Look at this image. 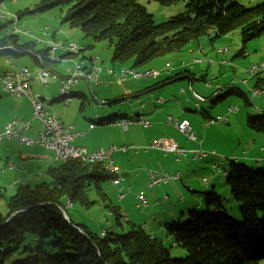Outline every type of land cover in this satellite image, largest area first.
<instances>
[{
	"label": "trees",
	"instance_id": "1",
	"mask_svg": "<svg viewBox=\"0 0 264 264\" xmlns=\"http://www.w3.org/2000/svg\"><path fill=\"white\" fill-rule=\"evenodd\" d=\"M146 1L167 7L177 0ZM138 2L41 0L33 12L65 7L63 22L82 33L88 43L84 48L91 47L90 42H106L112 46V62L131 68L177 52L210 31L217 38L239 27L241 48L236 56H242L246 42L264 35V3L246 8L234 0H184L183 13L155 24ZM4 29L5 24L0 23V32ZM7 46L19 53L38 54L39 62L33 59L34 62L42 68L48 65L49 48L35 51L33 42L19 45L15 35L4 34L0 48ZM184 72L165 78L161 84L188 79ZM260 81L258 78L256 84ZM113 121L109 117L100 124ZM247 126L264 134V113L259 118L248 117ZM47 173L48 181L34 187L18 186L6 200L7 213L0 212V264H264V171L233 162L229 166L224 182L238 203L239 222L231 219L222 198L211 190L201 194L206 213L191 211L183 224L164 225L166 235L173 241L171 247L184 250L185 255L180 257L173 256L170 248L142 228L131 226L123 235L100 236L82 225L64 221L62 210L66 202L69 207L73 202L88 206L92 203L87 194L90 188L110 180L101 164L69 161L58 163ZM111 209L108 212L120 225L118 207ZM27 235L34 237L36 248L20 251ZM46 242L48 251L44 249Z\"/></svg>",
	"mask_w": 264,
	"mask_h": 264
},
{
	"label": "rangeland",
	"instance_id": "2",
	"mask_svg": "<svg viewBox=\"0 0 264 264\" xmlns=\"http://www.w3.org/2000/svg\"><path fill=\"white\" fill-rule=\"evenodd\" d=\"M40 1L41 0H4L3 4L0 5V23L3 25L5 24V29L0 32V37L8 30L16 27L15 29L18 30V35L21 40L25 39L34 42L43 37L42 35L44 34L42 29L44 27H49V29H51L48 33L61 27L65 31L67 29L77 34L73 42L66 41L65 43H73L78 48L85 49L82 45H85L87 42L82 36V33L77 28L71 27L68 23L63 22L64 13L66 11L65 7L54 8L43 13L37 11L33 12L36 7L39 6ZM234 1L246 8H252L258 4L264 3V0ZM138 3L145 7L146 11L152 16L155 24L163 23L183 13L185 4L184 0H177L167 7L161 6L154 1L148 2L146 0H139ZM19 12L22 14H20V17L17 19ZM238 28H235L233 32L225 36L217 38H214V31H210L208 35L199 39L200 44L204 46L201 53L207 54L208 57H216L218 50L227 49L229 53L225 55V57L230 60L232 59V63L230 62V65L226 68H219L218 65L212 67L208 62H203L202 65H196L190 70L189 64L193 56L187 54L186 48L182 51L180 49L177 52L165 54L151 62L156 68H160L159 65L166 62L175 66L179 65L183 60L187 64V68L182 69L181 72L188 70L193 75L195 79L193 88H189V82L185 79L160 86L161 88L154 92V100L159 97L164 104L157 105L154 103L152 104V110H157L160 116H172L171 119L177 121L180 119H177L174 115L178 113L189 116L193 119V123L198 128V133L195 136L198 139L201 138V142H204V144H202V150L208 152L209 150L207 149H211L214 151L215 155L208 154L204 158L197 159H192V156L189 155L190 157L188 159L184 157L180 160H176L173 155H164L162 151L155 149L149 150L152 155L151 157L145 156V149L150 147L151 143L156 139L149 143L148 137L144 138L143 136V128L137 123H134V126L128 128L126 135L130 140L138 144L132 143L135 145L136 150H139L140 154L143 156L136 159V162H133L128 167L125 173V181L127 177L126 183L116 185L110 180H102L99 182L98 188L92 186L87 193L88 199L92 202L90 205L84 206L78 202H73V205L69 207L66 206L65 203L63 211L70 217L72 224L84 225L85 228L94 235H100L101 231H104L106 234L114 233L123 235L130 231L131 226L134 228H142L146 224L145 232H151L156 240L162 241L166 248H170V252L173 256L180 257L185 255L184 250L179 246L175 248L171 247L173 246V241L167 237L165 229L162 227L164 224H171L176 221H179V225L183 224L186 220L187 213L191 211H196L200 214L206 213L207 209L202 202L201 196L205 191L213 190L218 194L222 198L226 213L232 220L239 222L238 203L231 198L224 181L225 174L229 172L231 162L243 164L253 171H264V134H257L251 131L247 126L248 117L259 118L264 113V85L261 86L263 90L257 87L254 88L258 76L248 74V69H250L252 65L264 64V35L246 42L243 46L245 56H235L241 48L240 28ZM90 44H92L90 45L91 47L86 48L85 51L80 53L77 59L86 58L90 55L98 59V66L100 68L107 69L113 65L117 66V62L114 64L111 60L112 46L108 45L106 42H90ZM8 58L18 67L17 69H20L22 65H27L30 71H37V67L33 65V61L27 56ZM203 58L207 59V57H200L202 60ZM0 59L2 60L0 62V71H2L5 69L3 63V59L5 58L0 57ZM225 66H227V64ZM157 70L160 71L159 69ZM212 71L213 74L211 73ZM260 73L264 78V70H261ZM183 74L191 77V75L185 72ZM204 75H207L208 78L206 80H201V76ZM212 75L215 77H211ZM242 80L249 82L247 86H244L246 93L242 92ZM99 81H102V79H99ZM159 82H161V80ZM224 83L229 86L223 88L215 95L218 97H216V100H213L214 97H211L205 100V102L197 103L198 106L196 105V95L199 94L204 97L209 94L205 85L216 86L218 84L224 85ZM31 85H33L32 80ZM91 87L98 91L99 98L110 100V86H97L91 84ZM229 90L232 91L229 92ZM42 92L46 97V102L50 101L52 98L58 97L56 98L58 102L54 104L64 105V97L58 95L57 85L52 86L51 92L46 93L44 90ZM71 92L83 93L87 100L83 102L81 109L79 108L80 100L72 98V104L65 108L66 113H64V117H68L67 123L75 125L78 130L83 131L86 129L89 122H92L95 124L96 129L94 131L95 145L104 144V146H108L111 142L119 145V143L113 140L116 135L115 130L109 128L107 125H99V121L103 119L104 115L117 108L119 104L110 106H107V104H98L95 99L91 97V93L84 81H79L77 85L72 86ZM4 96L8 97L9 95H5L0 90V97L2 98ZM96 99L97 101L100 100L97 97ZM138 99H140V96L137 99H128L125 103L123 102L124 105L121 106V109L125 111L127 117L125 122L130 125L133 124L129 123V118L134 119L137 114L139 105L136 104V100ZM128 103H133L134 105H129ZM182 107H184V112L181 110ZM228 108H236L238 112L228 115ZM202 112H209L212 116H227L228 123H217L210 127H204L202 125L204 121ZM87 118H90L89 122ZM149 121L153 123L152 120L149 119ZM167 124H165V121H162V124L154 126L158 135L173 139L175 144V140L179 137V140L183 139L184 144H186L184 138L174 127H170ZM190 124L193 128L192 122H190ZM85 141L87 143L94 142L89 136L85 137ZM242 158L245 159L242 160ZM248 158L251 160H246ZM115 159L118 161L124 160L125 158L119 153L115 155ZM257 160H261L262 163H258L259 161ZM51 167L55 166L51 165ZM217 167H219L222 172H216L215 170H217ZM149 171L178 174L179 181H170L167 185L164 184L165 186L161 185L148 188L144 175ZM142 172L144 175L141 174ZM135 175L138 176L135 177ZM204 180L207 181L206 184ZM128 185H130V187L127 190ZM211 185H214L213 189H211ZM120 186L125 189L124 192L126 193V198L121 202L123 207L118 203L120 201L118 198L120 193L118 189ZM139 191L145 194L149 206L147 209L138 205L135 195ZM12 192L6 193V196L3 197L0 196V211L3 214L7 213L5 201L11 196L10 194ZM164 195H167L168 199L162 202ZM155 202L161 203V205L153 206ZM165 204H168V207H163ZM111 207H118L120 225L116 224V218L111 213H108L109 210H112ZM157 210H159V212L165 211V215H163V217L156 216V218L151 220ZM171 215L173 217H170ZM160 224H162V227L159 226ZM36 245L34 237L32 235H27L25 243L22 245L20 251L24 248L34 250ZM44 249L46 251L49 250L48 242L45 243ZM21 257H23V255H21Z\"/></svg>",
	"mask_w": 264,
	"mask_h": 264
},
{
	"label": "crops",
	"instance_id": "3",
	"mask_svg": "<svg viewBox=\"0 0 264 264\" xmlns=\"http://www.w3.org/2000/svg\"><path fill=\"white\" fill-rule=\"evenodd\" d=\"M2 8H3V5H2ZM20 14H22V13L19 12V14L17 15V19H18V17H20ZM15 28L8 30L5 34L15 35L17 37V43L19 45H23L25 43H31V41H29V40H25V39L21 40L19 35H18V30ZM58 29H60V30H58ZM58 29H54L51 33H48V32H50L51 29H49V27H44L42 29V32L44 34V35H42L43 37L38 39L37 41L35 40L33 42L35 51L42 50V49L47 50V48H49V46H51L52 43H57L55 41H58V42L62 41V43H65L66 41L73 42L74 38H76V35H77L76 32H72L71 30H67V29L65 31L61 27ZM26 37H28V36H26ZM87 44L88 43H86L85 45L83 44L82 47L84 48L85 46H87ZM191 44H192V46H191ZM191 44L189 43L188 45H186L185 47H183L181 49V51H182L186 48L187 54L190 56H193L192 61H190V64H189L190 70H192V68L196 65L197 66L202 65L203 62H208V64L212 65V67L218 65L219 68L220 67L226 68V67H228V65H230V62L232 59L230 60V59L225 57V55H227L229 52L222 54V55L217 54L216 57H208L207 54L201 53L204 46L202 44H200V40L194 41ZM85 50H86V48L83 49V51H85ZM16 52H18V51H16ZM26 52H28V53L25 54L24 56L29 57L33 61V65L37 67V71H32V70L30 71V68L27 65H22L20 68V69H22V68H28L29 69V72H30L29 85H30L31 91L33 93L41 96L44 99L43 102H44L45 106H48L49 112L54 116L55 119L61 121L64 124V126H70V124L67 123L68 117H64V113H66L65 108L69 107L72 104V102H73L72 98H75V100H80L79 108H81L83 106V102L85 100H87L85 97V94L79 93V92L72 93L71 89H70V101L67 105H62L63 106L62 107L59 104H54V103L58 102L56 100L57 97L52 98L50 101L46 102V97L43 95L44 93L42 91L44 90L46 93H48V92H51L53 85L58 86L59 78L67 77L73 71L74 66H75V62H81L84 64V66L86 68H90V66H91L90 58L92 56L87 54L88 57L77 59V57L80 53L79 54H71V53L64 51V50H61V49H55L53 51V55L56 57V60L55 61L49 60L48 65L45 68H42L39 64H36L33 60V59H36L37 61L39 60L38 54H31L30 51H26ZM22 53H24V52H22ZM31 55L34 56V58H32ZM199 55L201 58L207 57V59L203 58V60H202V59H200ZM242 56H245L244 50H243ZM0 57H4V56H0ZM5 57H7V56H5ZM8 57H12V56H8ZM21 57H23V56H21ZM14 58H19V57H14ZM211 60H212V62H211ZM221 60L227 61V63H228L227 66L221 64L220 63ZM1 61L2 60L0 59V62ZM3 63L5 65V69L0 71V76L4 75L6 73H9V72L20 70V69H17L18 67H16V65H14L12 63L11 59H9V58L3 59ZM95 63H96L95 65L98 66V64H99L98 59ZM113 63L115 64L116 62H113ZM159 67L160 68H156L155 65H153L152 63H149L145 66L138 67V68H131V67H128L125 65H120V64H117V66L113 65L107 69H103V68H100L98 66L100 71L98 73L96 80H90V81L79 80V81H84L86 83L87 88L89 89V91L91 93V97L93 99H95V101L98 104H102V105L107 104V106L119 104L117 106V108H115L111 111L109 110L110 112L106 113V115H104L103 119H101L99 121L100 126H106L105 124L101 125L100 122L104 121V119H107L109 117H113L114 121L112 123L108 124L107 126L109 128H112L115 130L116 135L114 136L113 140L116 141L117 143H119V145L113 144L112 142L108 146H104V144H96L95 145V135H94L95 133H94V131L96 129H95V124H93L92 122H89L90 118H87V121L89 122V124L86 127V129L83 131L78 130L75 125H71L74 127L76 132L81 134L80 136H78L76 139L73 140L72 144L75 146L82 147L87 152H94V151H97L99 149L107 150L111 146H116V147L126 146V147H128L127 151H125V152L116 151L113 154H111V156H110L111 160L113 161V164L118 168L119 172L124 176L123 183L127 182V177H126V181H125V173H126L128 167L130 166V164H132L133 162H136V159L143 156L140 154L139 150H136L135 145L132 144L135 142L130 140L127 137L126 133L128 131V128L134 126V123H137L139 126H141L143 128V136H144V138L148 137L147 139H148L149 143L151 141H154L155 139H159V138L164 139L165 138V137L158 135V133L154 129V126L162 124V121H165V124H167L168 120L170 118H172V116H167V117H165L166 115L160 116L159 113H157V110H152V104H154V103L157 105H163L164 104V102L161 99H159V97L154 100V97H155L154 92L156 90L160 89L161 88L160 86L165 85V84H161V82L164 81L165 78L171 77L176 73H180L182 71V69L187 68V64L182 60V62L179 65L172 66V64H169L168 62H166L164 64L161 63L159 65ZM43 69L49 73L48 80H47V83L45 86L41 85L37 79L38 73ZM121 69H133L137 72L153 71L155 73V77H145V78H137V79L128 77L125 81H123L122 83H119V82H117L116 79H117V76H118ZM157 69H159L160 71H158ZM260 72L257 73L258 74L257 76L262 81H260L259 85L256 84L258 82V78H257L254 88L257 87V88H260L261 90H263V88H261V86L264 85V83H263L264 78H263V76H261ZM186 73L188 75H191V77H189L188 79L185 78V80L189 82V88H193V82L195 81V79H194L193 75L188 70H186ZM211 73L213 74V71ZM252 76H254V75H252ZM211 77H215V76L212 75ZM207 78H208L207 75L201 76V80H206ZM99 79H102V81H99ZM159 79L161 80V82H159L160 81ZM31 80L33 81V85H31ZM79 81L76 84H74L73 86L77 85L79 83ZM242 83H243L242 84L243 85V88H242L243 91L242 90L241 91L245 92L246 90H245L244 86H247L249 82L246 80H242ZM91 84H94L97 86L98 85L110 86V97H111L110 100L99 98L98 97V91L96 89L92 88ZM227 86H229V85H225V83H224V85L218 84L216 86L205 85V88L209 92V94L207 96H204V97L200 96L199 94L196 96L194 95L196 98V105L198 106L199 103L205 102V100H207L208 98L209 99L211 97L216 98L217 96H215V95H217L223 88H225ZM0 90H1V88H0ZM256 90H258V89H256ZM253 94H254V91H253ZM5 95H7V94H5ZM139 96H140V99L136 100V104L140 106V107L138 106V108H137V114L134 117V119L129 118V122L132 121L134 123H132L133 125L127 124L126 128H124L120 124V122L126 121L127 117L125 115V111L121 109V106H123L125 101H127L128 99H131V98L137 99ZM96 97L98 99H100L99 101H102V102L97 101ZM75 104H76V101H75ZM128 104L134 105L133 103H128ZM181 110H183V112H184L185 111L184 107H182ZM227 112H228V115H231V113H236L238 111L236 108H230V109L228 108ZM202 113L204 116V120L208 117L220 116V115L212 116L209 114V112H205V113L202 112ZM174 116H176L177 119H180L178 122H183V121L187 122L191 128V131L194 133V136L198 133V128L193 123V119H191L189 116H185L182 113H178L177 115H174ZM221 117H225L226 121L225 122H215L212 125H215L217 123H221V124H227L228 123V117L227 116H221ZM15 119L19 122H21V121L30 122L28 125V128L22 132V134L26 137L35 138L36 134L39 131H41V129H42L41 122L38 121L37 119L33 118L32 107H31L28 99H26L24 97H17V96H10V95L8 97H6V96H4L2 98L0 97V131L3 129V127L9 121H12ZM149 119L152 120L153 123H151L149 121ZM141 120L148 121L149 125L148 126L141 125L138 122ZM190 122H192L193 128L191 127ZM91 124L93 125V128L90 129L89 125H91ZM167 125L170 126L169 124H167ZM202 125L204 127L212 126V125L206 126L204 124V121H203ZM170 127H172V126H170ZM118 134H121V135H118ZM179 134L184 138L186 144H184L183 139L179 140V137L177 140H175L176 144L173 141V139H171V138H165V139H168V141L170 140V142L172 141L173 144H175L179 148L185 150L187 152V155L185 156L186 159H188L190 157L189 155L192 156L191 157L192 159H195V158H193L192 153L195 150L203 151L202 150V144H204V142H201V138L198 139L196 136H195V141H189L186 139V137L184 135H182L181 133H179ZM88 136L94 140L93 143H87L85 141V137H88ZM135 144L138 145L137 143H135ZM149 150H155V149H150L147 147L145 149L146 153L144 155L151 157L152 155L149 152ZM207 150H209V151L208 152L204 151L206 154H204L203 158L206 157L208 154L215 155L214 151H212L211 149H207ZM158 151H160V150H158ZM119 153L124 156V158H125L124 160H118L117 161L115 159V155H117ZM163 154L165 155V154H171V153H164L163 152ZM243 154H245V153H243ZM48 155H50V152L48 150H46L44 147L39 146V145H33V146L21 145L18 143V141L15 138L8 139V140L7 139L2 140L0 142V196H2V197L6 196V193L13 191L10 194L12 196L15 193L16 188L18 186H21V185H29L30 187H34V186L40 184L42 180L47 179L45 181H48L49 175H48L47 171L50 168H53V167H51V165H54L56 167L58 164V163L52 162L47 157ZM171 155H173L176 160H180V159L184 158V157H178L174 154H171ZM200 158H202V157H200ZM244 159L245 158H242V160H244ZM246 160H251V159L248 158ZM257 161H259L258 163H262L261 160H257ZM141 171H143V170H141ZM215 171L218 173L222 172V170L219 167H217V170H215ZM149 172H153V171H149ZM149 172H147V174H145V175L143 172L141 174L144 175L148 188H152L155 186L151 187L149 185ZM153 173L167 174L165 172H161V173L160 172H153ZM170 175H177L178 176V174H170ZM137 176L138 175H135V177H137ZM225 176H226V174H225ZM170 181L174 182L175 180L170 179L167 183H170ZM177 181H179V177H178ZM167 183H165V184L167 185ZM204 183L206 184L207 181L204 180ZM116 185H118V184H116ZM161 185H164V184H160V185H156V186H161ZM129 187H130V185H128L127 190L129 189ZM213 187H214V185H211V189H213ZM124 190L125 189L122 186H120L118 189V192H120L118 195V198L120 201L118 203H120V204L126 198V193L124 192ZM207 191H209V190H207ZM139 193L144 194L142 191H139L135 195V198L138 202V205L147 209V207H149L148 203L145 206L139 204V201L137 198ZM144 196H145V194H144ZM167 199H168V196L164 195L162 198V202L167 201ZM146 202H147V200H146ZM66 203H67L66 206H69V203L68 202H66ZM5 204H6V201H5ZM121 205H122L121 207H123V204H121ZM160 205H161V203L155 202V205H153V206H160ZM163 207H168V204L167 205L165 204ZM62 214L67 218L68 221H71L70 217L68 215H66L63 210H62ZM163 215H165V211L159 212V210H157L155 212L154 216L151 218V220L153 218H156V216L163 217ZM170 217H173V216L171 215ZM178 222L179 221H176L175 223H178ZM74 224L80 225V224H76V223H74ZM82 226H84V225H82ZM145 226H146V224L144 225V227H142L144 232H145ZM159 226L162 227V224H160ZM162 228L165 229L164 226ZM102 232L104 234H106L104 231H101V233ZM101 233H100V235H101ZM146 233L149 234L150 236L154 237L151 232L146 231ZM167 237H169V239L172 240V238L170 236H167Z\"/></svg>",
	"mask_w": 264,
	"mask_h": 264
},
{
	"label": "built area",
	"instance_id": "4",
	"mask_svg": "<svg viewBox=\"0 0 264 264\" xmlns=\"http://www.w3.org/2000/svg\"><path fill=\"white\" fill-rule=\"evenodd\" d=\"M67 47H73L71 43H52L47 50V55L53 56V61L56 60V57L53 55V51L55 49H61L66 51ZM225 50L227 53V49ZM81 51V50H77ZM91 61L96 62L97 58L91 59ZM212 62V60H211ZM221 64H228L227 61L221 60ZM261 70H264V64L254 65V67L248 69V73L250 75H255L259 73ZM20 71V79L16 80H8L4 79L0 81L3 83V87H7L10 92H12V96L17 97H26L32 107V115L34 119H37L42 124V129L36 134L35 138H29L22 134L24 130L28 128L30 122L17 121L12 120L9 121L3 129L0 131V142L4 139H13L15 138L19 144L25 146H33L39 145L44 147L46 150L50 152L49 159L55 163L61 162H69V161H94L95 163H99L103 167V171L106 175L110 177V181L113 184H122L124 181V176L119 172L118 168L113 164L111 160V154L116 151L125 152L128 150L126 146H111L107 150L99 149L94 152H87L85 149L79 146H75L72 144L73 140L76 139L81 134L76 132L73 126H64V124L55 119L54 116L49 112L48 107H44L42 105H37V98L39 95L33 93L30 89L29 85V77L30 72L28 68H22ZM110 72V71H109ZM99 71H90V70H82L79 69V63H75L73 71L67 77L59 78L58 84V92L67 91L71 89V87L76 84L79 80H96ZM155 75V74H153ZM153 75H145L143 77H136V71H131L130 73H119L117 76V82L122 83L128 77L131 78H145V77H153ZM49 73L46 70H41L37 79L39 83L43 86L46 85L48 80ZM66 103L65 105H67ZM226 118L221 116L216 117H208L204 120V124L206 126L212 125L215 122H225ZM143 126H148V121H138ZM134 123V122H129ZM120 124L126 128L128 123L120 122ZM168 124L174 127L179 133L184 135L187 140L195 141L194 133L191 131L189 124L185 121L178 122L177 120L169 119ZM90 129L93 127H89ZM150 149H158L164 153H171L178 157H185L187 152L177 145L166 139H156L153 143H151ZM203 151L195 150L192 155L193 158L202 157ZM219 171V170H218ZM170 179L177 181V175L170 174H159L149 172V185L156 186L160 184L167 183ZM138 201L140 205L145 206L147 204L146 198L144 194L139 193Z\"/></svg>",
	"mask_w": 264,
	"mask_h": 264
},
{
	"label": "bare ground",
	"instance_id": "5",
	"mask_svg": "<svg viewBox=\"0 0 264 264\" xmlns=\"http://www.w3.org/2000/svg\"><path fill=\"white\" fill-rule=\"evenodd\" d=\"M57 43H62V42H57ZM71 44L73 45V47H67L66 48L67 52H69L71 54H79L83 51L82 48H78L73 43H71ZM77 50H81V51H77ZM218 54L219 55L225 54V50H221V49L218 50ZM46 56H47V59L53 61V56H51V55H46ZM93 58H95V57L92 56L90 58V64H91L90 68H86L84 66V64L81 62H75V63H79V69H82V70L100 71L98 66L95 65L96 63L94 61H91V59H93ZM252 67H254V65H252L250 68H252ZM131 71H135V70H133V69H121L119 73H130ZM153 74H155L153 71H144V72H137L136 71V77H143L145 75H153ZM153 77H155V75H153ZM3 78L8 79V80L20 79V71H13V72H9V73H6L4 75H1L0 81H3ZM0 88L5 94L12 96V92H10L7 87H3L2 82H0ZM58 93H59L58 94L59 96L64 97V100H63L64 105L66 103H69V101H70V89H68L67 91H60ZM43 101H44V99L41 96H39V98H37V105H42L44 107H48V106H45ZM122 122H125V121H122ZM89 127H93V125L91 124V125H89ZM204 154H206V153L203 151L202 157L204 156ZM47 157L49 158V155ZM78 162L82 163V164H99V163H95L94 161H87V160H80ZM61 163H66V162H61ZM104 235L105 234L102 232L100 236H104Z\"/></svg>",
	"mask_w": 264,
	"mask_h": 264
},
{
	"label": "water",
	"instance_id": "6",
	"mask_svg": "<svg viewBox=\"0 0 264 264\" xmlns=\"http://www.w3.org/2000/svg\"><path fill=\"white\" fill-rule=\"evenodd\" d=\"M28 52H24V53H18L15 51V49L11 46H7L4 48H0V56H12V57H21L24 56L25 54H27ZM64 221H67V218L63 215ZM75 228V227H74Z\"/></svg>",
	"mask_w": 264,
	"mask_h": 264
}]
</instances>
